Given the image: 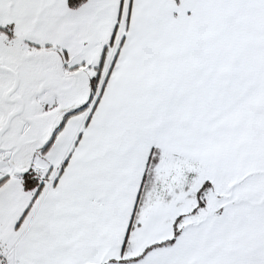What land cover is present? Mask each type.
Instances as JSON below:
<instances>
[{
    "label": "snow or ice",
    "instance_id": "snow-or-ice-1",
    "mask_svg": "<svg viewBox=\"0 0 264 264\" xmlns=\"http://www.w3.org/2000/svg\"><path fill=\"white\" fill-rule=\"evenodd\" d=\"M0 264H264V0H0Z\"/></svg>",
    "mask_w": 264,
    "mask_h": 264
}]
</instances>
